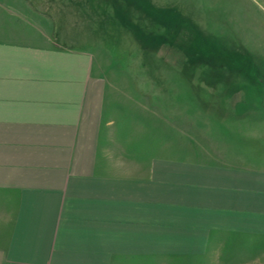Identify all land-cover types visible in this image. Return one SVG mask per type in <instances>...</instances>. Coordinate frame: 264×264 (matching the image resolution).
Instances as JSON below:
<instances>
[{
	"label": "crops",
	"instance_id": "crops-1",
	"mask_svg": "<svg viewBox=\"0 0 264 264\" xmlns=\"http://www.w3.org/2000/svg\"><path fill=\"white\" fill-rule=\"evenodd\" d=\"M16 16L0 2V264H264L261 159Z\"/></svg>",
	"mask_w": 264,
	"mask_h": 264
},
{
	"label": "rangeland",
	"instance_id": "rangeland-1",
	"mask_svg": "<svg viewBox=\"0 0 264 264\" xmlns=\"http://www.w3.org/2000/svg\"><path fill=\"white\" fill-rule=\"evenodd\" d=\"M1 1L14 28L31 33L30 23L53 45L89 53L110 82L131 85L148 116L205 128L209 148L264 163V0Z\"/></svg>",
	"mask_w": 264,
	"mask_h": 264
},
{
	"label": "trees",
	"instance_id": "trees-1",
	"mask_svg": "<svg viewBox=\"0 0 264 264\" xmlns=\"http://www.w3.org/2000/svg\"><path fill=\"white\" fill-rule=\"evenodd\" d=\"M155 15V14H154ZM152 21L154 20V19H151ZM159 19L157 18V21H158ZM159 22H160V20H159ZM161 35V33L158 35V36H160Z\"/></svg>",
	"mask_w": 264,
	"mask_h": 264
}]
</instances>
